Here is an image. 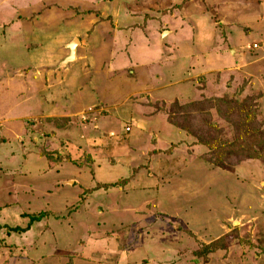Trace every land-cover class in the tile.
Listing matches in <instances>:
<instances>
[{
    "label": "rangeland",
    "instance_id": "374dc122",
    "mask_svg": "<svg viewBox=\"0 0 264 264\" xmlns=\"http://www.w3.org/2000/svg\"><path fill=\"white\" fill-rule=\"evenodd\" d=\"M53 259L264 264V0H0V264Z\"/></svg>",
    "mask_w": 264,
    "mask_h": 264
},
{
    "label": "trees",
    "instance_id": "16d2710c",
    "mask_svg": "<svg viewBox=\"0 0 264 264\" xmlns=\"http://www.w3.org/2000/svg\"><path fill=\"white\" fill-rule=\"evenodd\" d=\"M167 119L171 125H175L174 121H171L168 117ZM37 148L44 160H48L50 157L51 159L54 158L55 150L51 152V151L46 150L45 147H37ZM47 214H49L48 211H41L37 215H31L29 216L28 224L25 227L14 226L11 229L13 231L27 232L32 224L39 222L41 218H43ZM52 261L54 262V264H56L55 259H53Z\"/></svg>",
    "mask_w": 264,
    "mask_h": 264
},
{
    "label": "water",
    "instance_id": "95a60500",
    "mask_svg": "<svg viewBox=\"0 0 264 264\" xmlns=\"http://www.w3.org/2000/svg\"><path fill=\"white\" fill-rule=\"evenodd\" d=\"M79 42H80L79 39L77 37H74L73 39H71V41H69L65 45V47L68 49V54L58 63L57 67L68 66L71 61L76 59V57H77V45L79 44ZM232 53H233V51H232Z\"/></svg>",
    "mask_w": 264,
    "mask_h": 264
}]
</instances>
